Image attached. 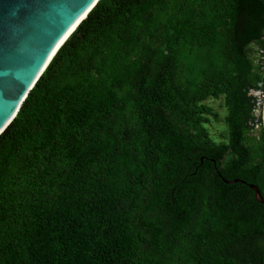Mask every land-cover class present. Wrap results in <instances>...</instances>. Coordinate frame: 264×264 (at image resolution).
Listing matches in <instances>:
<instances>
[{"label": "trees", "instance_id": "trees-1", "mask_svg": "<svg viewBox=\"0 0 264 264\" xmlns=\"http://www.w3.org/2000/svg\"><path fill=\"white\" fill-rule=\"evenodd\" d=\"M253 47L264 0H99L0 135V264H264Z\"/></svg>", "mask_w": 264, "mask_h": 264}, {"label": "water", "instance_id": "water-1", "mask_svg": "<svg viewBox=\"0 0 264 264\" xmlns=\"http://www.w3.org/2000/svg\"><path fill=\"white\" fill-rule=\"evenodd\" d=\"M98 1L0 0V135L57 51ZM262 121L264 138V101ZM222 181L248 186L256 201L264 205L256 186L239 179Z\"/></svg>", "mask_w": 264, "mask_h": 264}, {"label": "built area", "instance_id": "built-area-1", "mask_svg": "<svg viewBox=\"0 0 264 264\" xmlns=\"http://www.w3.org/2000/svg\"><path fill=\"white\" fill-rule=\"evenodd\" d=\"M255 51L254 63L258 67V73L260 80L256 84L248 89L247 96L251 99V112L248 122L249 137H256L259 139V133L263 129L262 112L264 101V50L253 47ZM258 132V133H257Z\"/></svg>", "mask_w": 264, "mask_h": 264}, {"label": "rangeland", "instance_id": "rangeland-1", "mask_svg": "<svg viewBox=\"0 0 264 264\" xmlns=\"http://www.w3.org/2000/svg\"><path fill=\"white\" fill-rule=\"evenodd\" d=\"M205 104L209 108L212 109V112L213 113H215V112H216V114L218 113L220 115V118H222V116L224 114V110L222 108V100H213V99H210V100L205 101ZM209 129H210V133L212 135L219 136L221 134H224L225 126L221 122L220 123H213V125L210 126ZM219 139H221V138H219Z\"/></svg>", "mask_w": 264, "mask_h": 264}]
</instances>
